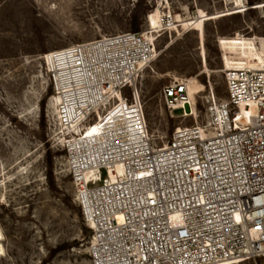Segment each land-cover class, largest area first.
Segmentation results:
<instances>
[{"label": "built area", "instance_id": "1", "mask_svg": "<svg viewBox=\"0 0 264 264\" xmlns=\"http://www.w3.org/2000/svg\"><path fill=\"white\" fill-rule=\"evenodd\" d=\"M152 50L143 32L122 33L43 56L53 95L80 82L72 100L90 138L65 132L61 148L91 232L90 263L264 264V67L223 65L226 96L211 93L205 123L177 127L157 146L136 84ZM70 55L69 67L51 62ZM187 86L162 87L168 110L191 114Z\"/></svg>", "mask_w": 264, "mask_h": 264}, {"label": "rangeland", "instance_id": "2", "mask_svg": "<svg viewBox=\"0 0 264 264\" xmlns=\"http://www.w3.org/2000/svg\"><path fill=\"white\" fill-rule=\"evenodd\" d=\"M243 2L245 8L238 0H0V264H91V232L75 201L43 56L151 32L157 57L136 84L149 134L161 146L175 128L205 123L211 93L225 98L222 61L264 67V0ZM182 80L191 89L187 117L160 97L163 86Z\"/></svg>", "mask_w": 264, "mask_h": 264}, {"label": "bare ground", "instance_id": "3", "mask_svg": "<svg viewBox=\"0 0 264 264\" xmlns=\"http://www.w3.org/2000/svg\"><path fill=\"white\" fill-rule=\"evenodd\" d=\"M237 3V1H235ZM238 3L240 4L239 7L237 8H243L244 7V2L243 0H238ZM245 8V7H244ZM240 12V10L238 11ZM153 17V16H152ZM206 19H202V21H205ZM162 25V30L163 29H167L166 27L164 28V25ZM174 25V19L171 21V24H169L168 26L169 27H172ZM154 26V24H153ZM153 29V28H152ZM145 36L147 37V39L151 42V45L153 46V50H152V56L151 58L146 61V62H142L139 64V69H138V75L139 73H141L143 70H145L151 63L154 62L155 58L157 57L156 55V50H155V45H154V37L152 36V33L151 32H147V33H144ZM219 45L220 44V41H219ZM223 58V57H222ZM56 61V62H55ZM70 61L72 62V64L74 63V57H71L70 55V59H65L63 60L61 57H57L55 58V60H51L52 63H58L59 64V67L63 66L64 68L66 67H69L70 66ZM224 64V66L228 67L229 64H225V60L222 61ZM61 64V65H60ZM231 64V63H230ZM137 75V76H138ZM80 82H75L73 83V85H69L67 91L62 95H55L54 98H53V103H54V106H55V109H56V115H57V120L59 121V125L65 130V132H67V137L73 141H76L77 137H79V140L83 139L82 137H80L81 135L85 138V137H88L90 138V133L89 132H84V128L82 129L83 127V124H81V118L79 116H77V113L76 111L77 110H80V108H77V109H74V105H73V92L75 91V88H74V84H76L75 86H77L78 88H80L78 85ZM71 87V88H70ZM79 91V90H78ZM187 92H188V95H189V98L191 99V89H190V84H189V81H188V86H187ZM89 101V100H88ZM88 102H84V103H81L79 105H81L82 107L85 106ZM65 106V119L63 120V116H61V112H60V106ZM78 105V104H77ZM88 106L86 105L85 109H87ZM185 116H190L192 114H188V107L185 106ZM187 108V110H186ZM191 111H192V108H191ZM74 112V114H73ZM250 112L253 113L254 112V108L251 107L250 109ZM250 120V119H249ZM66 121V122H64ZM64 122V123H63ZM100 122H102V118H100ZM210 123V121H209ZM62 133H63V130H62ZM63 137V136H62ZM66 138V137H65ZM88 171H86V175H88ZM115 175L117 177L121 176L122 175V168L120 165H117L116 168H115ZM114 175L112 174L111 177H113Z\"/></svg>", "mask_w": 264, "mask_h": 264}, {"label": "trees", "instance_id": "4", "mask_svg": "<svg viewBox=\"0 0 264 264\" xmlns=\"http://www.w3.org/2000/svg\"><path fill=\"white\" fill-rule=\"evenodd\" d=\"M133 22H134V30H136L137 29V27H136V22H137V16L136 15H134L133 16ZM49 93H52V88H49V91H48ZM44 103H45V100L44 99H42L41 101H40V111L43 113V110H44ZM48 164H49V166L51 165V161H50V159L48 158ZM85 232L86 233H88L89 232V230H85ZM54 253V252H53Z\"/></svg>", "mask_w": 264, "mask_h": 264}]
</instances>
